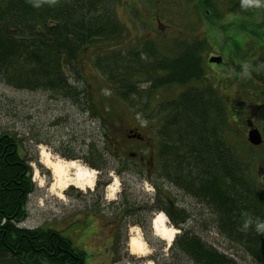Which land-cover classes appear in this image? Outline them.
<instances>
[{"label": "rangeland", "instance_id": "rangeland-1", "mask_svg": "<svg viewBox=\"0 0 264 264\" xmlns=\"http://www.w3.org/2000/svg\"><path fill=\"white\" fill-rule=\"evenodd\" d=\"M252 1L256 7L260 5L258 9L241 17L238 12H229L228 0H214L216 10L210 14L203 6H195V2L188 0H115L114 14L123 27L122 33L109 42L84 47L79 53L82 72L76 86L84 88L86 95L81 104L56 91L19 89L0 82V132L7 130L19 138L34 184L27 196L26 216L19 225L49 226L60 231L85 252V264H194L176 246H171L172 241L168 244L154 233L152 219L160 213L166 225L177 230L173 238L184 228L194 230L204 241L233 257L237 264H260L218 233L213 213L205 203L159 176L155 158L148 179L133 171L135 166L130 163L129 152H136L135 157L146 160L155 156V129L163 117L156 112V105L175 98L183 86H161L148 97L144 89L123 100L92 63L101 48L136 49L144 54L141 45L145 40L159 52L172 54L171 49L178 42L202 40L199 52L204 81L218 90L226 107L225 138L254 177L255 151L240 125L241 120L232 115V111L237 113L236 92L248 88L239 77L242 73L238 66L244 57H261L264 62V2ZM209 54L222 56L225 62L210 63ZM65 73L73 82L70 74ZM137 76L136 83L146 86L143 76ZM96 105L105 112V120ZM130 128H136L134 132L141 135L140 141L129 138L133 133ZM43 150L53 158L74 159L93 171V183L84 188L70 184L61 195L56 189L51 190L54 176L43 164ZM120 160L124 165H120ZM89 162L97 163L98 168ZM150 180L158 181L170 192L174 204L186 210L188 219L180 227L172 223L165 211L152 207L156 187ZM119 207L126 208V212H116ZM141 211L146 221H140L142 216L138 218ZM137 234L145 242L144 251H149L144 256L133 255L129 250L130 237Z\"/></svg>", "mask_w": 264, "mask_h": 264}, {"label": "trees", "instance_id": "trees-1", "mask_svg": "<svg viewBox=\"0 0 264 264\" xmlns=\"http://www.w3.org/2000/svg\"><path fill=\"white\" fill-rule=\"evenodd\" d=\"M188 1L209 14L216 10L214 0ZM114 2L0 0V82L19 89L56 91L81 104L86 95L84 88L76 86L82 72L79 53L122 33ZM259 6L252 0H228L227 9L242 17ZM199 43L178 42L172 54L159 52L145 40L144 54L136 49L101 48L92 63L123 100L144 89L148 97L161 86H183L175 98L161 100L155 107L163 116L155 129L156 172L205 203L218 233L264 264V193L225 138L226 107L218 90L204 81ZM137 75L143 76L146 86L136 83ZM95 108L105 120L103 109ZM20 147L15 133L0 132V264H85V252L60 231L19 225L34 189L31 167ZM157 182L152 207L158 206L180 227L188 219L186 210L175 205L170 192ZM171 246L194 264H237L194 230L184 228Z\"/></svg>", "mask_w": 264, "mask_h": 264}, {"label": "flooded vegetation", "instance_id": "flooded-vegetation-1", "mask_svg": "<svg viewBox=\"0 0 264 264\" xmlns=\"http://www.w3.org/2000/svg\"><path fill=\"white\" fill-rule=\"evenodd\" d=\"M211 56H213V54L208 55L207 61H209L210 63L216 62L209 60V57ZM220 58H221L220 61L217 62L218 64L224 61L222 56H220ZM261 60H262L261 57H256V58L244 57L242 63L238 66L239 70L242 73V65L248 63L250 75L248 76L239 75V77H241V79L243 80L242 82L246 84L248 88L242 87L237 92L235 90V92L238 94V100H237L238 107L236 110L237 113H235V111L234 112L232 111V115H234L237 119L239 118L241 120L240 125L243 126L244 131L247 134L248 142L253 146V149L255 151V155H254L255 185L259 191L264 193V62H262ZM241 79H239V81ZM234 121H236V119ZM135 129L136 128H130V132L133 133L129 135V138H131L134 141H140L142 137L138 133V131L134 132ZM250 129H256L259 139L258 143L253 144L249 141L248 131ZM117 156L120 157V155ZM135 156H137L136 152L133 151L129 152V159L132 161L130 163H133L135 166V169L133 171H135L136 174L138 175L142 174L146 179H148V175L150 176L152 172V167H154V157H148L150 158V160H146L144 159V157L141 156L135 157ZM120 165H124L123 160L122 161L120 160ZM150 181L152 182V184H154L153 180ZM122 210H123L122 207H119V209L116 212H122ZM123 211L126 212V208H124ZM139 214H140V216L138 217L139 219L141 218V216L144 217L143 219L140 220L142 222L146 218L145 214L143 213L142 215V211Z\"/></svg>", "mask_w": 264, "mask_h": 264}, {"label": "bare ground", "instance_id": "bare-ground-1", "mask_svg": "<svg viewBox=\"0 0 264 264\" xmlns=\"http://www.w3.org/2000/svg\"><path fill=\"white\" fill-rule=\"evenodd\" d=\"M43 154V164L51 170L54 181L50 186V189L54 191L56 189L59 191L58 194L61 195V191L66 189L70 184L75 185L80 188H84L85 185L89 186L94 181V172L87 170V168L82 167L80 164L76 163V160H64L58 157L53 158L45 150L42 151ZM71 171V173H70ZM58 195L59 197H61ZM152 228L154 233L163 240H166L169 244L176 229L166 225V220L162 214H156L152 219ZM144 241L141 236L137 234L136 236H131L129 241V250L133 255L144 256L149 251H144ZM150 264H152L150 262Z\"/></svg>", "mask_w": 264, "mask_h": 264}, {"label": "water", "instance_id": "water-1", "mask_svg": "<svg viewBox=\"0 0 264 264\" xmlns=\"http://www.w3.org/2000/svg\"><path fill=\"white\" fill-rule=\"evenodd\" d=\"M220 59H221L220 56H211V57H209L210 61L219 62ZM248 139L253 144L258 143L259 139H258V133H257L256 129H250L248 131Z\"/></svg>", "mask_w": 264, "mask_h": 264}, {"label": "clouds", "instance_id": "clouds-1", "mask_svg": "<svg viewBox=\"0 0 264 264\" xmlns=\"http://www.w3.org/2000/svg\"><path fill=\"white\" fill-rule=\"evenodd\" d=\"M256 2L257 3H261V2H264V0H256ZM242 75H244V76L250 75L249 65L247 63H245L244 65H242Z\"/></svg>", "mask_w": 264, "mask_h": 264}]
</instances>
